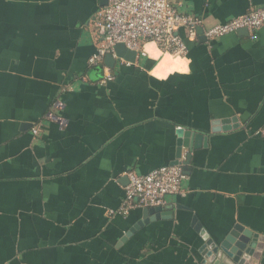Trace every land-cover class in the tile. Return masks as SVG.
I'll return each mask as SVG.
<instances>
[{"label":"crops","instance_id":"obj_1","mask_svg":"<svg viewBox=\"0 0 264 264\" xmlns=\"http://www.w3.org/2000/svg\"><path fill=\"white\" fill-rule=\"evenodd\" d=\"M171 3L201 27L179 31L190 73L161 80L149 41L88 65L107 0H0V264H209L206 242L236 227L262 239L264 264V27L203 37L264 0ZM176 161L185 178L160 212H120L127 172Z\"/></svg>","mask_w":264,"mask_h":264},{"label":"built area","instance_id":"obj_2","mask_svg":"<svg viewBox=\"0 0 264 264\" xmlns=\"http://www.w3.org/2000/svg\"><path fill=\"white\" fill-rule=\"evenodd\" d=\"M200 27L201 21L198 18L179 13L171 0H107V5L96 12L91 24L98 46L96 53L88 59V65L99 63L117 44L136 54H142L145 41L152 42L164 53L184 55L187 44L179 31L185 30L187 40H194ZM262 27L264 5L251 8L241 16L204 30L203 37L212 41L245 30L253 39L255 32ZM112 80V76L105 75L101 83ZM54 107H60V103L55 102ZM45 118L47 122L60 126L64 124L53 112L47 113ZM45 124L36 123L31 129L32 134H38ZM126 177L128 183L124 188V200L120 209L124 215L134 208L166 205L168 197L180 192L185 175L182 166L176 165L159 167L145 175L131 171L126 173Z\"/></svg>","mask_w":264,"mask_h":264},{"label":"water","instance_id":"obj_3","mask_svg":"<svg viewBox=\"0 0 264 264\" xmlns=\"http://www.w3.org/2000/svg\"><path fill=\"white\" fill-rule=\"evenodd\" d=\"M244 31V30H243ZM115 51L120 53L128 54V56L136 55L135 52L127 50L123 45L117 44L114 47ZM106 62L113 63L114 60L112 59L111 55H107ZM218 123V122H217ZM223 128L214 129L212 128V132H219L220 130L229 131L231 130V126H226L224 124H229L228 120H223L222 123ZM217 125V124H216ZM188 132H186L185 135ZM190 133V132H189ZM192 139L200 138L199 136H195V134H189ZM193 140L189 141L188 143L180 142L177 148V156L178 159L181 156L182 148H188L190 152L193 149ZM178 161L174 162L172 166L179 165ZM148 214L160 212L162 209L161 207L155 208H146L145 209ZM240 234H237L240 231ZM238 238L237 241L234 239ZM259 241V242H258ZM261 241L262 239L256 235H253L249 231H243L240 227H236V230L232 231L229 236L224 238L220 243H215L207 241L205 246L203 247V256L209 264H259L260 255L259 250L261 249Z\"/></svg>","mask_w":264,"mask_h":264},{"label":"clouds","instance_id":"obj_4","mask_svg":"<svg viewBox=\"0 0 264 264\" xmlns=\"http://www.w3.org/2000/svg\"><path fill=\"white\" fill-rule=\"evenodd\" d=\"M146 50L149 51L153 59L161 56L160 52L155 51V46L153 44L147 45ZM190 64L191 60L187 57H182L179 53L175 56L164 53L163 59L160 60V63L157 64L149 74L161 80L167 79L168 75L174 71L182 74H189Z\"/></svg>","mask_w":264,"mask_h":264}]
</instances>
